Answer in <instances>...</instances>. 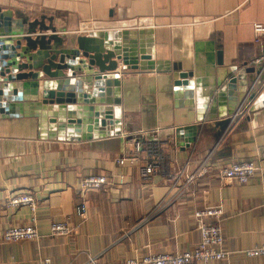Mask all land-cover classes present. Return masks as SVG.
<instances>
[{
	"label": "crops",
	"instance_id": "crops-1",
	"mask_svg": "<svg viewBox=\"0 0 264 264\" xmlns=\"http://www.w3.org/2000/svg\"><path fill=\"white\" fill-rule=\"evenodd\" d=\"M40 19L54 40L17 61V43ZM255 24L264 26V0H0V264H85L89 257L125 264L190 252L199 241L194 212L214 206L222 219L206 222L222 228L227 257L210 264H264V256L245 255L264 244V72L250 112L220 139L222 122L264 66V36L255 40ZM117 45L137 54H127L137 69L120 60L96 81L97 68L89 70L82 53L93 58ZM141 53L149 59L141 61ZM245 68L255 70L243 74L245 85L219 93ZM188 72L196 76L177 86L185 82L178 74ZM65 81L87 102L67 108L112 112V124L98 116L103 125L91 131L64 120L59 128L61 114L43 102ZM87 114L80 117L91 122L94 113ZM144 132L162 154L147 179L139 175L141 162L117 165ZM246 161L257 168L247 183L221 177ZM202 168L204 175L186 184L185 176ZM90 176L107 183L81 196L79 183ZM17 192L33 194L34 212L7 206ZM32 219L37 240L3 242L4 230ZM55 223L71 233L51 236Z\"/></svg>",
	"mask_w": 264,
	"mask_h": 264
},
{
	"label": "built area",
	"instance_id": "built-area-1",
	"mask_svg": "<svg viewBox=\"0 0 264 264\" xmlns=\"http://www.w3.org/2000/svg\"><path fill=\"white\" fill-rule=\"evenodd\" d=\"M255 40L259 36H264V26L255 24L253 26ZM39 34H36L38 36ZM264 66L259 71L256 78L249 84L243 97L238 103L232 114L226 119L227 123L221 131L220 139L228 135L238 119L250 112L252 102L255 100V89L260 81ZM156 132V131H155ZM162 160V154L159 147L151 139L149 133L137 134L133 137L131 148L126 149L123 156L117 160L118 166L136 165L142 163L139 168V175L142 179H147L159 171V164ZM256 166L253 162L233 163L228 168L221 171V177L224 180H231L238 184H245L256 173ZM175 171V170H174ZM176 175L181 176L182 171H175ZM205 173V169L185 176L186 184H191L196 179L201 178ZM107 180L104 176H90L83 178L79 183V191L84 196L88 190H97L106 184ZM7 206L15 209L19 207H27L31 212L35 211L36 201L31 193L17 192L9 195L7 198ZM224 212L220 206L206 208L204 210L195 211L193 214L196 228L199 233V241L190 252L181 254H146L140 258L127 260L125 264H210L212 262H220L226 259L227 253L224 250V237L220 225H210L206 222L208 218L216 221L222 219ZM34 219L28 225H18L7 228L2 232V240L5 243L19 241H35L39 238V234ZM71 228L65 224L55 223L50 226L51 236H63L71 233ZM247 257H263L264 244L257 246L245 252ZM43 264H52L49 259H45ZM85 264H98L96 257H89Z\"/></svg>",
	"mask_w": 264,
	"mask_h": 264
},
{
	"label": "water",
	"instance_id": "water-1",
	"mask_svg": "<svg viewBox=\"0 0 264 264\" xmlns=\"http://www.w3.org/2000/svg\"><path fill=\"white\" fill-rule=\"evenodd\" d=\"M48 31H51V28L49 26H45L43 24V19H40V20H34L32 21L31 23L28 24V27H27V30H26V35L25 37H23L22 39L19 40V42L17 43L18 47H17V50H19V52L15 55H13V58L16 59L17 61H19L20 59H23L28 50H35L36 47H38L40 50L41 49H45L46 46H50L51 45V42L54 40V37H53V34H49L48 36H46L47 32ZM36 32L39 33L38 36H35L36 35ZM32 35L35 36L34 38H32ZM22 43L25 44V48H22ZM78 49L79 50H84V47H83V40H78ZM112 50H107L106 52H102L100 50H96L95 52L97 53L95 57L93 58H89V54L86 52V50L82 53V57L87 60V66H88V69L91 70L93 69L94 67L97 68V72L95 74H92L93 75V78L98 81V80H101V79H106V76L105 75V72H110V71H113V67L116 65V62L117 61H120L122 60L123 61V64L124 65H130L131 68L133 69H137V64H135V62H131L129 60V57H127V54L128 55H133V56H136L137 54L130 51V49L127 47L125 48V50H123L122 52L119 50L118 48V45L113 47ZM114 50H118L117 52L114 51ZM123 53V54H122ZM54 56H52V60L55 59V56H56V53H53ZM209 55L207 56V60L210 62L211 64V59H212V54L211 52L208 53ZM63 54H59L60 58L58 60V63L60 65L64 64V59L61 58ZM69 56V54H66L64 56ZM73 59L76 58V54H73ZM139 59L142 61V60H148L149 57L146 56L145 54L141 53L139 55ZM82 63V62H80ZM222 63V60H221V53L220 52H217L216 54V65H221ZM254 69L253 68H245V70L243 71H240L237 73V75L235 77H232V78H229L228 79V82L224 85V86H221L219 88V93H222L224 91V89L227 91V90H230V89H233V90H236V85L239 84V85H245L242 83V81L245 79V76L243 74H249V73H254ZM91 74V73H90ZM193 76H196L194 72H188V73H181V74H178V77L180 79V81H185V82H179L177 83V86H180V85H187L186 83V80L190 77H193ZM66 87H59L60 85L56 86V94L54 97L52 98H47L45 99V101L43 102L44 105H52L54 104L55 107H56V110L59 111V113L61 114V116H59V128H60V125L63 126V120H64V123H67L69 125H77L75 127V129H80L81 130V126L82 125H87V130L88 131H91L93 130L94 128H98V125L101 124L103 125L102 122H99V119H98V116H101L103 117L105 120H106V124L107 125H111L112 124V112H109V111H106V112H103V114L99 115L98 114V110H95V109H91V108H84V109H81V108H77V111H78V114L76 115V112H72L71 109H69V107L67 108L66 105H71V104H83V102L85 104H87V102L83 101L78 97L76 98L75 95L73 94L74 92V89L73 87H67V86H70L68 85L69 84V81H65L63 83ZM214 91V90H213ZM221 91V92H220ZM92 103H95V102H92ZM50 110V109H49ZM81 110H85L84 112H92L94 113L93 116H94V119H92L91 122H87V120H82L80 116H88V117H91V114H82V111ZM73 115L74 117H69L66 115ZM65 115V116H64ZM227 121H223L222 124H221V130H223V128L225 127Z\"/></svg>",
	"mask_w": 264,
	"mask_h": 264
}]
</instances>
